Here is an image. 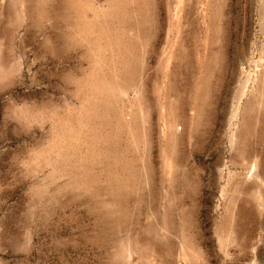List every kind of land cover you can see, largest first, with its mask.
Wrapping results in <instances>:
<instances>
[{
  "label": "rangeland",
  "instance_id": "374dc122",
  "mask_svg": "<svg viewBox=\"0 0 264 264\" xmlns=\"http://www.w3.org/2000/svg\"><path fill=\"white\" fill-rule=\"evenodd\" d=\"M0 264H264V0H0Z\"/></svg>",
  "mask_w": 264,
  "mask_h": 264
},
{
  "label": "bare ground",
  "instance_id": "6f19581e",
  "mask_svg": "<svg viewBox=\"0 0 264 264\" xmlns=\"http://www.w3.org/2000/svg\"><path fill=\"white\" fill-rule=\"evenodd\" d=\"M43 1V0H42ZM154 1V0H153ZM41 2V1H40ZM42 3V2H41ZM72 3V2H71ZM139 3V2H138ZM70 5V4H69ZM151 6V5H150ZM64 8V7H63ZM146 10V9H145ZM144 12H146V11H144ZM60 17V16H59ZM147 17V16H146ZM68 19V18H67ZM147 21V20H146ZM151 21V20H150Z\"/></svg>",
  "mask_w": 264,
  "mask_h": 264
}]
</instances>
